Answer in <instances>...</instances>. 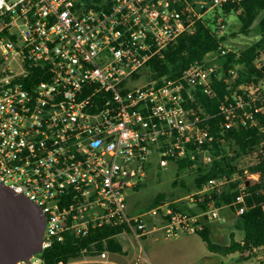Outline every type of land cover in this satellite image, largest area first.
I'll return each instance as SVG.
<instances>
[{
  "label": "built area",
  "instance_id": "obj_1",
  "mask_svg": "<svg viewBox=\"0 0 264 264\" xmlns=\"http://www.w3.org/2000/svg\"><path fill=\"white\" fill-rule=\"evenodd\" d=\"M230 1L0 0V182L45 218L40 250L16 264H45L41 254L54 243L105 225L126 226L121 234L134 238L159 229L173 236L219 217L212 200L195 212L166 201L130 214L126 191L153 162L166 165L212 140L185 103L196 88L212 92L214 57L175 77L151 76L146 63L204 18L223 34ZM230 97L218 106L225 128L247 123L264 82L241 83ZM228 180L208 179L190 193L191 207L194 194L219 192ZM110 253L96 261L115 264Z\"/></svg>",
  "mask_w": 264,
  "mask_h": 264
},
{
  "label": "trees",
  "instance_id": "obj_2",
  "mask_svg": "<svg viewBox=\"0 0 264 264\" xmlns=\"http://www.w3.org/2000/svg\"><path fill=\"white\" fill-rule=\"evenodd\" d=\"M223 12L227 16L234 12L239 25L236 32L248 34L252 25L263 11L258 20L260 38L236 52L227 49L223 42L230 34L218 35L212 29L211 19L204 18L196 23L195 30L191 33L181 34L176 41L164 51L163 56H154L147 63L146 68L151 76L165 75L178 76L191 63L206 60L210 54L215 53L214 61L220 67L217 75L212 77V92L206 93L196 88L192 99L185 105L191 110L192 115L200 114V126L206 128L212 140L204 142L200 148L190 145L188 154L174 160L177 174L185 168H192L200 162L202 154L209 157L207 164L201 162L196 167L195 176L191 185L185 184L181 179L179 183L185 188L186 193L200 189L210 178L225 175L229 180L219 192L209 191L194 194L195 206L179 205L171 202L174 209H186L189 212L203 210L208 201H214L218 207L228 206L236 212L234 225L242 233L240 239H235L230 234L228 243L218 242L213 239L211 226L203 223L197 231L206 242L211 251L231 253L240 252L241 258L250 257L254 248L261 249L264 254V100L256 99L248 106L252 117L246 124L238 123L236 126L225 128L222 126V117L218 114V106L225 95L229 96L241 83L259 82L264 78V62L256 64L259 51L264 50V0H232L224 4ZM231 70L235 71L232 76ZM231 98V97H230ZM255 107L261 108L256 111ZM256 151L257 159L246 169L238 166L242 156ZM248 173H258L257 180L247 179ZM238 175L234 177V175ZM178 183L174 180L173 184ZM141 182L135 184L138 188ZM177 185V184H176ZM242 195L243 201H238ZM163 193H158L149 204L152 208L160 204L164 198ZM243 207L242 212H237ZM129 231L123 225H105L94 228L85 236L68 234L64 241L56 242L41 254L45 264H56L60 259L69 260L81 256H95L102 250L110 252H123V245L118 239L122 232ZM248 254H243L245 252Z\"/></svg>",
  "mask_w": 264,
  "mask_h": 264
},
{
  "label": "rangeland",
  "instance_id": "obj_3",
  "mask_svg": "<svg viewBox=\"0 0 264 264\" xmlns=\"http://www.w3.org/2000/svg\"><path fill=\"white\" fill-rule=\"evenodd\" d=\"M214 14L215 10H209L207 13L210 17ZM262 14L263 11L255 20L248 34L236 32L239 19L234 12L227 15L223 33L230 34L233 32L234 35H229L223 45L229 50L239 52L256 42L261 36L258 20ZM215 56L216 54L212 53L208 58ZM263 62L264 50H261L256 59V64L259 65ZM262 81L264 82V78ZM135 83L139 84L141 80H136ZM256 153L254 151L242 156L238 161V166L246 169L256 161ZM208 159V155L203 153L200 162L207 164ZM199 163L197 162L192 168H185L177 174V166L174 161H169L166 165H159L158 161L153 162L146 170L145 176L141 177L139 187L126 191L128 212L139 214L150 209L148 206L158 193L165 195L160 204L173 201L179 205L193 206L190 193H186L185 186L183 187L179 180L181 179L185 184L191 185ZM245 177L254 181L259 178V174L248 173ZM174 180L178 181L177 185L173 184ZM262 180L264 182V176ZM179 198L182 199L178 200ZM235 218L236 212L228 206H222L219 208V217L206 220L205 223L210 224L214 240L228 243L231 233L234 234L235 239H240L242 236L241 231L234 225ZM148 221L150 220L148 219ZM118 239L123 244L124 250L123 252L110 253L109 258L115 264H264L261 249H253L248 258H241L238 251L227 254L211 251L197 232H180L178 235L166 236L159 229L150 234H145L141 238H134L132 235L124 233L119 235ZM243 254L246 255L248 252ZM79 261L77 264H101L96 261V256H84Z\"/></svg>",
  "mask_w": 264,
  "mask_h": 264
},
{
  "label": "water",
  "instance_id": "obj_4",
  "mask_svg": "<svg viewBox=\"0 0 264 264\" xmlns=\"http://www.w3.org/2000/svg\"><path fill=\"white\" fill-rule=\"evenodd\" d=\"M44 227L39 207L0 182V264H16L39 251Z\"/></svg>",
  "mask_w": 264,
  "mask_h": 264
},
{
  "label": "crops",
  "instance_id": "obj_5",
  "mask_svg": "<svg viewBox=\"0 0 264 264\" xmlns=\"http://www.w3.org/2000/svg\"><path fill=\"white\" fill-rule=\"evenodd\" d=\"M123 245V244H122ZM255 249V248H254ZM256 249H259V248H256ZM123 250H124V248H123ZM263 256H264V254H263Z\"/></svg>",
  "mask_w": 264,
  "mask_h": 264
}]
</instances>
